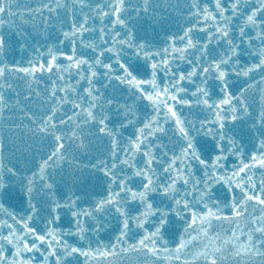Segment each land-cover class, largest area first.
Segmentation results:
<instances>
[{
	"label": "snow or ice",
	"instance_id": "1",
	"mask_svg": "<svg viewBox=\"0 0 264 264\" xmlns=\"http://www.w3.org/2000/svg\"><path fill=\"white\" fill-rule=\"evenodd\" d=\"M162 3L0 0V264H264V0Z\"/></svg>",
	"mask_w": 264,
	"mask_h": 264
}]
</instances>
